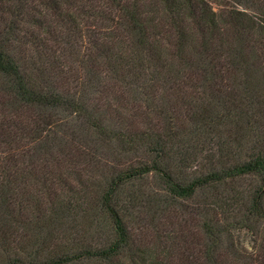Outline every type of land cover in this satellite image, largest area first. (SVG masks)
Segmentation results:
<instances>
[{"label":"trees","instance_id":"1","mask_svg":"<svg viewBox=\"0 0 264 264\" xmlns=\"http://www.w3.org/2000/svg\"><path fill=\"white\" fill-rule=\"evenodd\" d=\"M172 214L202 264L264 240V0H0V264H172Z\"/></svg>","mask_w":264,"mask_h":264},{"label":"rangeland","instance_id":"2","mask_svg":"<svg viewBox=\"0 0 264 264\" xmlns=\"http://www.w3.org/2000/svg\"><path fill=\"white\" fill-rule=\"evenodd\" d=\"M153 4V3H152ZM157 10H152L151 18H154L160 27V31L165 33L169 31V27L173 24L169 18H164V11L161 5L154 2ZM153 5V6H154ZM218 11V8H215ZM159 12V13H158ZM150 13L148 14V17ZM114 25L116 27L117 23L109 20H105L103 18H88L86 21L81 23V33L78 36V43H80V47L83 53L88 54L93 50V44L99 42H106L107 37L114 30ZM172 28V27H171ZM173 29V28H172ZM172 33V32H171ZM170 33V35H171ZM174 33V31H173ZM167 42V37L164 39ZM90 49V50H89ZM89 50V51H88ZM72 71H76L75 69ZM79 77L83 75L81 69H79L76 73ZM115 84V86H113ZM110 88H112L111 92H109L108 101L112 105L113 109H118L121 111H125L126 117H133L132 113L135 109L133 105H131L128 99V91L125 88L120 86L119 83H110ZM121 99V101L117 100ZM182 216L180 214H172L169 223L166 225L173 230H176L181 235L183 232L184 240L179 244L182 249L184 248V254L182 258H175L172 264H185L186 257H188L194 264H202L203 262V250H204V238L203 234L200 231L196 220L192 217H187L184 222ZM262 234H255L250 230H236L233 232L234 238L232 239V243L238 252H243L245 256L250 258L253 263L252 264H264V240L261 237ZM176 247V246H175ZM178 248V247H176ZM185 257V258H184ZM221 260L223 264H245V260H235L233 256L227 252L222 254Z\"/></svg>","mask_w":264,"mask_h":264}]
</instances>
